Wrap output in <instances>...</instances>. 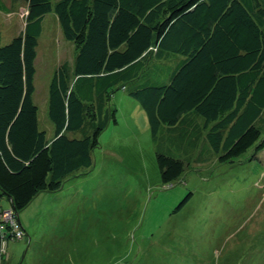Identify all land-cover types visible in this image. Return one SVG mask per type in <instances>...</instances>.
Instances as JSON below:
<instances>
[{"label":"trees","instance_id":"1","mask_svg":"<svg viewBox=\"0 0 264 264\" xmlns=\"http://www.w3.org/2000/svg\"><path fill=\"white\" fill-rule=\"evenodd\" d=\"M18 2L0 0V11L10 13ZM24 8L23 30L8 43L0 38V197L23 231L21 209L92 166L100 134L117 121L113 92L144 76L152 60L157 69L156 61L180 56L164 83L128 90L155 143L163 129L178 140L202 129L219 162L264 150V0H25ZM51 12L74 59L52 72L47 137L33 95L38 39ZM84 127L91 132L70 135ZM156 163L163 185L187 168L159 151ZM2 232L0 257L13 238L8 228Z\"/></svg>","mask_w":264,"mask_h":264},{"label":"rangeland","instance_id":"2","mask_svg":"<svg viewBox=\"0 0 264 264\" xmlns=\"http://www.w3.org/2000/svg\"><path fill=\"white\" fill-rule=\"evenodd\" d=\"M24 6L19 0L12 12L0 11L2 44L23 30ZM179 58L156 61L157 69L152 60L144 76L113 92L117 121L100 134L92 166L59 190L38 193L18 212L24 236L4 241L0 264H264V150L219 162L202 129L192 140L163 129L155 143L145 111L128 94L135 83H164ZM73 59L74 46L62 36L56 15L46 14L33 100L47 137L53 136L48 84L53 70ZM156 151L187 163L167 185ZM9 205L1 196L0 206Z\"/></svg>","mask_w":264,"mask_h":264},{"label":"built area","instance_id":"3","mask_svg":"<svg viewBox=\"0 0 264 264\" xmlns=\"http://www.w3.org/2000/svg\"><path fill=\"white\" fill-rule=\"evenodd\" d=\"M5 218H4V217ZM10 231V235L14 238H22L24 236V231L21 229L15 218V214L10 209H4L0 212V232L6 231L7 228Z\"/></svg>","mask_w":264,"mask_h":264},{"label":"crops","instance_id":"4","mask_svg":"<svg viewBox=\"0 0 264 264\" xmlns=\"http://www.w3.org/2000/svg\"><path fill=\"white\" fill-rule=\"evenodd\" d=\"M139 105V104H138ZM29 239V238H28ZM3 249H4V246H3ZM3 252V251H2ZM1 256H2V254H1Z\"/></svg>","mask_w":264,"mask_h":264}]
</instances>
